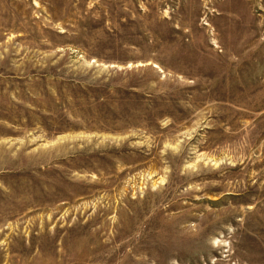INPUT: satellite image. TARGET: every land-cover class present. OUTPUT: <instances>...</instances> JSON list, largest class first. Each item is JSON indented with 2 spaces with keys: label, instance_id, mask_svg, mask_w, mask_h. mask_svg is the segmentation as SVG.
<instances>
[{
  "label": "rangeland",
  "instance_id": "rangeland-1",
  "mask_svg": "<svg viewBox=\"0 0 264 264\" xmlns=\"http://www.w3.org/2000/svg\"><path fill=\"white\" fill-rule=\"evenodd\" d=\"M0 264H264V0H0Z\"/></svg>",
  "mask_w": 264,
  "mask_h": 264
}]
</instances>
